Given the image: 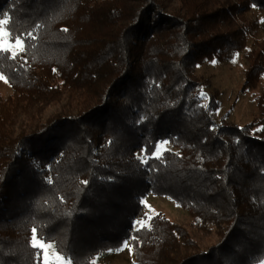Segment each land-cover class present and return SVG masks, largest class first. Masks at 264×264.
Wrapping results in <instances>:
<instances>
[{"label": "trees", "instance_id": "1", "mask_svg": "<svg viewBox=\"0 0 264 264\" xmlns=\"http://www.w3.org/2000/svg\"><path fill=\"white\" fill-rule=\"evenodd\" d=\"M175 2L0 0L21 42L0 51V264H42L33 235L70 264L127 240L137 264H264V0ZM242 52L256 113L238 126L196 68ZM149 193L189 222L132 230Z\"/></svg>", "mask_w": 264, "mask_h": 264}, {"label": "rangeland", "instance_id": "2", "mask_svg": "<svg viewBox=\"0 0 264 264\" xmlns=\"http://www.w3.org/2000/svg\"><path fill=\"white\" fill-rule=\"evenodd\" d=\"M159 1H161L166 12L171 11L176 6L175 0ZM249 15L260 20V36L264 37V11L259 12L255 8H252ZM0 46L14 52L21 47V43L19 46H17L16 43H9L6 39L5 31L0 30ZM243 53L244 52H242L236 60L231 63L220 64L216 61H207L196 68V76L199 78L200 82L207 81L209 84L208 86L201 85L200 87V94L203 102L206 103L208 95L217 93L219 102V107L215 112L217 121L227 114V121L238 126L249 123L256 113L253 97L240 90V86L243 82V71L246 66ZM11 93L12 89L0 76V94L8 97ZM57 108L58 107L54 106L48 109L45 117H48ZM168 146L167 143L160 142L155 151V155H159ZM137 155L143 157L142 152H138ZM142 203L145 208L144 217L136 218L132 230H136L140 227H148L149 217L157 212L166 214L178 223H187L190 220L188 212L185 209L177 206L166 197L155 196L149 193L142 199ZM33 243L42 250V264H70L56 253L55 247L52 243H42L38 239H36L35 242L33 241ZM40 245H43V247H39ZM94 264L137 263L135 261L130 241L127 240L122 250L119 252H106L100 254L98 258L94 260Z\"/></svg>", "mask_w": 264, "mask_h": 264}, {"label": "snow or ice", "instance_id": "3", "mask_svg": "<svg viewBox=\"0 0 264 264\" xmlns=\"http://www.w3.org/2000/svg\"><path fill=\"white\" fill-rule=\"evenodd\" d=\"M20 40L19 39H17L16 40V45L17 46H19L20 45ZM0 51H8V49L7 48H4L3 46H0ZM164 143H167V141H165ZM33 241L35 242V240H36V236L35 235H33ZM33 247H37V245L35 244V243H33ZM39 247H43V245H40Z\"/></svg>", "mask_w": 264, "mask_h": 264}]
</instances>
